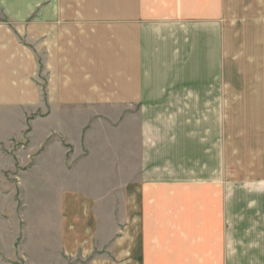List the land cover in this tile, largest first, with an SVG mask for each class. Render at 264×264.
Here are the masks:
<instances>
[{
    "label": "crops",
    "instance_id": "0c3cea01",
    "mask_svg": "<svg viewBox=\"0 0 264 264\" xmlns=\"http://www.w3.org/2000/svg\"><path fill=\"white\" fill-rule=\"evenodd\" d=\"M221 6L224 0H0L1 123L30 103L115 104L142 114L144 135L154 137L158 115L178 120L188 102H219ZM246 84L250 113L260 114V159L259 173L245 178L242 205L234 182L221 184L218 174L172 179L162 169L157 176L155 166L166 163L145 143L136 148L145 169L131 180L115 237H102V196L65 189L53 209L60 219L52 250L66 264H264V47L259 76ZM56 161L39 163L47 181H59Z\"/></svg>",
    "mask_w": 264,
    "mask_h": 264
},
{
    "label": "rangeland",
    "instance_id": "374dc122",
    "mask_svg": "<svg viewBox=\"0 0 264 264\" xmlns=\"http://www.w3.org/2000/svg\"><path fill=\"white\" fill-rule=\"evenodd\" d=\"M224 3L218 23L219 102H188L178 120L179 114L158 115L154 137L144 135L142 114L115 104L30 103L23 114L0 121V264H66L51 246L58 242L52 229L60 219L53 209L65 189L102 196L96 206L104 213L102 237L114 238L130 201L131 180L145 169L137 165L144 150L136 151L145 143L154 145L158 162L166 163L155 166L157 176L162 169L172 179L218 174L221 184L234 182L237 206L242 205L245 178L259 173V133L254 130L260 114H251L254 103L245 99L247 81L259 76L264 0ZM49 157L59 162V181L42 175L39 163ZM116 162L123 166L115 167Z\"/></svg>",
    "mask_w": 264,
    "mask_h": 264
}]
</instances>
